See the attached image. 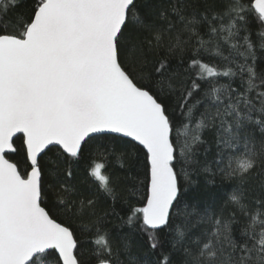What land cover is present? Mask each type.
Segmentation results:
<instances>
[{
    "label": "snow or ice",
    "instance_id": "6c2138e0",
    "mask_svg": "<svg viewBox=\"0 0 264 264\" xmlns=\"http://www.w3.org/2000/svg\"><path fill=\"white\" fill-rule=\"evenodd\" d=\"M0 264H264V0H0Z\"/></svg>",
    "mask_w": 264,
    "mask_h": 264
},
{
    "label": "trees",
    "instance_id": "16d2710c",
    "mask_svg": "<svg viewBox=\"0 0 264 264\" xmlns=\"http://www.w3.org/2000/svg\"><path fill=\"white\" fill-rule=\"evenodd\" d=\"M133 159L134 158L129 159V160H113L112 167L109 169V171L116 172L120 176L124 184L130 187L135 186L138 188L140 187L139 180L143 178L142 169L139 166L137 167L132 166ZM121 164H124V168H121ZM125 173H127V175H125ZM219 186H220V183H219V180H217L215 187H219ZM130 200H131L132 206H139L137 197H130ZM117 211L120 212L121 215H123L125 212L128 211V205H123L122 207H118Z\"/></svg>",
    "mask_w": 264,
    "mask_h": 264
}]
</instances>
